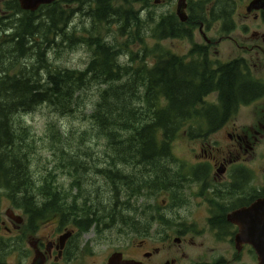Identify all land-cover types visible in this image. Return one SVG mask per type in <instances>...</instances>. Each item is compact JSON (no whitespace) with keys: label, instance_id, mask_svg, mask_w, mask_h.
Listing matches in <instances>:
<instances>
[{"label":"flooded vegetation","instance_id":"obj_1","mask_svg":"<svg viewBox=\"0 0 264 264\" xmlns=\"http://www.w3.org/2000/svg\"><path fill=\"white\" fill-rule=\"evenodd\" d=\"M140 1L142 8L138 12L145 22L155 6L172 2L159 0V4H156V0ZM174 1L177 2L176 12L162 13L157 19L172 15L176 18V28L167 31L159 39H154L159 44L170 39L188 41L190 51L186 50L188 44L183 42L180 46L185 51L180 53L165 49L152 52L156 55L148 52L137 53L134 57H129L125 68L131 76L128 79L142 81L141 74L150 75L156 64L161 66L158 72L163 99L158 104L141 100L142 107H148L151 112L148 115L150 121L154 120L156 113H161L165 122L170 120L171 123L178 124L174 140L182 139L187 143L189 138L196 147L187 152L188 157L184 160L173 154L174 163L161 164L159 171H155L149 163H144L145 176L141 197L147 203L156 195L167 197L166 202L162 200L164 203L157 204L155 208L160 219H167V211L170 209L185 215L192 207L193 211L188 218H194V233L213 232L218 239L229 236L224 244L229 243L230 249L212 256L206 263L194 264H244L243 255L246 251L252 253L256 260L257 256L248 245L238 251L236 237L240 229L229 221V217L264 200V0H198L201 3L198 10L193 7L196 0H185V14L188 17L185 22L181 21L177 13L179 0ZM59 2L70 3L69 0H56L46 6ZM14 6L21 9L20 1L0 0V11ZM42 7L45 6H41L39 10ZM149 61H154L151 67H148L151 63ZM138 62H143L146 66L134 68ZM182 67L195 74L191 82L197 89L205 91L200 95L201 98L170 101L165 96L163 89L167 84H171L170 88L175 90H180L183 86V78L178 75ZM167 68H172L176 76L167 79ZM175 82L177 87L174 86ZM168 106L178 109L173 117L163 115ZM145 110L146 108L143 109L144 112ZM163 179L169 181L164 183ZM146 209L143 208V211L148 215ZM23 220L22 224L26 221ZM15 224L12 219H9V223L0 220L2 255L6 246L1 232L11 235L20 228ZM182 224L181 222L177 227L183 230L178 237H167L154 252L147 250L140 259L125 258L122 253L123 259L143 264H182L187 259L186 254H181V249L187 245L196 246L188 238V232ZM158 225L166 227L163 224ZM61 235L41 244L32 239L30 246L34 250V259L40 253L45 264H61L64 259L70 260L67 256L74 233L72 231L64 244L59 240ZM171 242L180 251L175 252ZM146 244L144 241L140 246ZM203 249L204 245L200 247L201 251ZM165 251L168 252L165 258L151 263ZM174 253L176 258L170 256Z\"/></svg>","mask_w":264,"mask_h":264},{"label":"trees","instance_id":"obj_2","mask_svg":"<svg viewBox=\"0 0 264 264\" xmlns=\"http://www.w3.org/2000/svg\"><path fill=\"white\" fill-rule=\"evenodd\" d=\"M87 2L95 7H90L85 16L97 22L121 21L120 34L127 36V42L139 43L142 51H149L146 34L159 39L176 28V18L172 15L161 16L156 21L157 18L150 12L145 22L138 11L133 8L121 11L112 6V0ZM62 3H55L51 7L60 8ZM9 10L10 15L0 17V192H4L15 207L24 210L28 217L27 228L31 230L55 216H61L62 225L71 214L75 217L73 198L56 185L51 173L41 182L35 181L28 159L29 153L34 150L31 145L33 138L23 118L44 106L66 115L89 100L86 96L89 89L97 88L100 92L94 114L89 118L91 127L83 134L89 130L97 132L106 140L109 151H114V156L109 155V165L97 169V172L110 182L116 195L122 192L124 197L123 201L116 199L110 209L104 207L100 216L95 210L83 212L84 216H79L81 218L74 220V224L79 226V230H88L92 226L105 228L107 222L104 223V219H107L110 224L117 222V226L142 235L155 222H166L164 225H168L167 219L150 217L143 210L141 216H136L134 201L142 196L144 163L152 165L155 171H159L161 164L174 163L172 149L178 124L170 120L165 122L161 113H156L154 120L147 122L146 116L141 115L143 109L131 103V100L146 99L148 103L158 104L163 99L158 72L161 66L156 64L150 75L141 74L144 83L128 79L131 76L120 64L118 58L121 51L115 44L101 36H91L88 40L78 38L74 34L75 29L67 33L71 12L62 9L60 14H54V10H51L50 14L36 22L35 13L23 12L18 6ZM65 27L67 30H64ZM64 41L80 42L88 49L90 62L85 70H53L52 62L46 56L47 46H59ZM159 47L158 44L156 48ZM178 75L183 78V86L175 90L170 88L171 84H167L163 89L165 96L170 101L201 98L205 91L197 89L191 82L195 74L182 67ZM175 76L173 69L167 68L166 78ZM123 80L126 82L122 83ZM136 110L141 113L133 116ZM177 110V107L168 106L163 115L173 117ZM47 132L51 139L47 149L60 152L64 165H67L65 157L69 154L62 152L65 148L63 133L52 124L48 125ZM118 166H133L138 175L127 173L125 168ZM85 168L78 165L76 170L82 172ZM71 179L73 191L79 189L78 181ZM168 181L163 179L164 183ZM70 257L68 252L67 258ZM0 264H6L1 249Z\"/></svg>","mask_w":264,"mask_h":264},{"label":"rangeland","instance_id":"obj_3","mask_svg":"<svg viewBox=\"0 0 264 264\" xmlns=\"http://www.w3.org/2000/svg\"><path fill=\"white\" fill-rule=\"evenodd\" d=\"M87 1L88 0H77L69 4L62 3L60 8L48 6L37 11L34 20L38 22L45 15L50 14L51 10H54V14H60L62 9L71 12V17L68 20L70 26L68 27L69 31L67 33L75 29L74 34L76 37L84 40H88L91 36H101L108 39L120 49L121 52L118 59L124 68L129 62V59L134 57L137 53L148 52L156 55V53L152 52H158L161 49L173 50L180 53L185 51L180 46V43L183 42L188 44V49L186 50L190 51L188 41L170 39L162 41L161 45L151 34H146L145 39L149 51H142V47L139 43L127 42V36H122L120 34L119 28L122 26L121 21L117 22V20H112L109 23L97 22L90 18V16H85V12L90 9V7H95ZM176 3V1L172 0V2L164 5L159 4L150 12L154 18H158L162 13H175ZM209 3H211V1ZM141 4L142 1L140 0H112V6L121 11L130 8H133L134 11H139L142 8L140 6ZM193 7L198 10L201 7V3L196 0ZM6 15H10V10H5L3 8L0 11V17H5ZM156 21H158V19H156ZM64 30H67V28L65 27ZM8 31L11 32V30ZM2 38H4V36H2ZM58 43H61V41L58 40ZM77 43L64 41L63 44H59V46H47L46 56L50 58L53 70L77 69L83 71L87 68L90 62V53L83 44L80 42ZM158 44L160 47L156 48ZM149 62L151 63L148 64V67H151L154 61ZM34 63H37V60H34ZM144 65L143 62H138V64L134 65V68L140 69ZM18 67L19 65L15 70H17ZM125 82L126 80L122 81V83ZM99 92L97 88L89 89L86 93L89 100H87L85 104H82L81 107L72 110L66 115H62L48 106H44L23 118L33 138L31 145L34 150L29 153L28 159L29 164L32 166L31 169L35 181L39 183L42 181V178L51 173L56 185L61 188L62 191L65 190L69 192L67 195L73 198V202L76 205L73 210V212H75V217L71 214L62 225L61 216H55L42 221L39 225H35L36 229L33 228V230H31L27 228L28 217L24 213V210L15 207L12 201L4 196V192H0V220L9 223V219L6 217V211L9 209H12L16 215L22 216L26 220L22 225L15 224L20 228H17V231H14L11 235H8L5 231L1 232V235L4 237V245L6 246L3 252L6 264H33L34 250L30 246V241L36 239L38 244H41L48 239H56L61 234L65 233L66 230L73 231L75 236L73 238L74 241L69 243L68 251L71 254V261L64 259L61 264H107L109 258L115 252L124 253L125 258L128 259L132 257L140 259L142 258L143 252L147 250L154 252V249L161 247L165 242L164 239H167V237L170 236L171 239L178 237L179 232L183 231L177 228L181 222L183 223L181 226H185L184 230L188 232V238L192 239L196 245L195 247L187 245L185 248L181 249V254H186L185 259H187L181 262L182 264H194L195 262L206 263V261L211 260L212 256L222 253L227 248L230 249L229 243H227L228 245L224 244L229 236L218 239L213 232L208 234L193 232L194 218H188L189 214L193 211L192 207L190 212L188 213L187 211L185 215L179 211L175 212L174 209L168 210L167 220L169 224L165 225L166 227H159L158 223L155 222L151 228L152 230L148 229L144 234L148 235V232H150L149 236L135 233L122 226H117V222L110 224L107 219H104V223L107 222L105 228L104 226L102 228L92 226L88 230L78 229L79 226L74 224V220L84 216L86 211L88 212L91 210L92 212L95 210L96 214L99 213L100 216L104 207L110 209V206H113L116 199L123 201L124 197L122 192L116 195L112 190L110 182L102 176V174L97 172V169H103L109 165V155L112 154L114 156V151H109L106 140H103L97 132L89 130L88 133L83 134L91 127L89 118L94 114V107L98 101ZM131 103L135 106L137 104L138 109L146 108V112L143 111V113L136 110V112H133V116L139 112L142 117L146 116L147 122H150L147 117L151 113L148 107H142L141 100L136 102L131 100ZM49 124L59 129L64 135L65 148L62 152L69 154L65 157V160H68L67 165H64L65 162L62 161L63 158L60 152L51 151L50 148L49 150L47 149L51 144L50 134L47 132ZM188 139L187 143L182 139H180L181 142L179 139L173 141L172 153L176 157H181L184 160L188 157L186 156L187 152H190L192 148L196 147L194 141ZM78 165L85 166V170L82 172L76 170ZM65 166L66 169H64ZM118 167L125 168L127 173L137 174L133 166ZM71 177L78 181L79 189L73 191L74 186L71 188V183L73 181ZM162 200H167V197L164 198L161 195H156L154 199L147 203L148 201L143 197L138 196L136 200H134L136 203V213H138L136 216H141L142 208H147V213H149L148 216L158 218L159 213L155 208L157 204H162ZM188 208H190V205H188ZM181 216L183 217L181 218ZM60 224L62 226H60ZM164 224H166V222H164L163 225ZM144 241L147 242V244L141 247V242ZM171 244L174 243L171 242ZM202 245H204L203 251L200 250ZM173 250L175 252L180 251L176 244L173 245ZM167 254V251L163 252L160 257L157 258L156 256L151 263L161 261ZM202 254L205 255L200 257ZM170 256L177 257L175 253L170 254ZM243 260L244 264H258L256 257L249 251L245 252Z\"/></svg>","mask_w":264,"mask_h":264},{"label":"water","instance_id":"obj_4","mask_svg":"<svg viewBox=\"0 0 264 264\" xmlns=\"http://www.w3.org/2000/svg\"><path fill=\"white\" fill-rule=\"evenodd\" d=\"M21 9L25 12L36 13L41 6L50 5L56 0H19ZM74 2L76 0H69ZM159 4V0H156ZM186 1L179 0L178 16L182 22L187 21L188 17L185 14ZM6 217L12 219L16 224L21 225L23 218L16 215L12 209L6 211ZM229 221L239 226V233L236 237L238 251L242 250L245 245L251 246L257 256L258 264H264V200L260 201L250 209L237 211L229 217ZM72 235V232L67 231L60 237L61 244ZM33 264H45L43 256L40 253L36 254ZM107 264H143L135 260H124L123 254L115 252L108 260Z\"/></svg>","mask_w":264,"mask_h":264},{"label":"bare ground","instance_id":"obj_5","mask_svg":"<svg viewBox=\"0 0 264 264\" xmlns=\"http://www.w3.org/2000/svg\"><path fill=\"white\" fill-rule=\"evenodd\" d=\"M37 22V21H36ZM165 202H166V200H165ZM169 202V201H168ZM162 203H164V202H162ZM164 205V204H163ZM251 250H253V249H251Z\"/></svg>","mask_w":264,"mask_h":264}]
</instances>
